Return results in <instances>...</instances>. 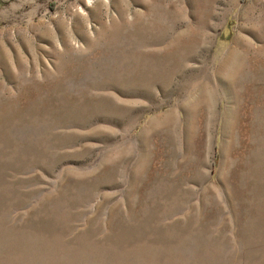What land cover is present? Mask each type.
Returning a JSON list of instances; mask_svg holds the SVG:
<instances>
[{"label":"rangeland","instance_id":"obj_1","mask_svg":"<svg viewBox=\"0 0 264 264\" xmlns=\"http://www.w3.org/2000/svg\"><path fill=\"white\" fill-rule=\"evenodd\" d=\"M0 264H264V0H0Z\"/></svg>","mask_w":264,"mask_h":264},{"label":"crops","instance_id":"obj_2","mask_svg":"<svg viewBox=\"0 0 264 264\" xmlns=\"http://www.w3.org/2000/svg\"><path fill=\"white\" fill-rule=\"evenodd\" d=\"M153 119H155V118H153Z\"/></svg>","mask_w":264,"mask_h":264}]
</instances>
